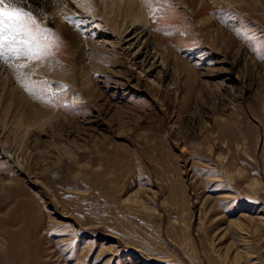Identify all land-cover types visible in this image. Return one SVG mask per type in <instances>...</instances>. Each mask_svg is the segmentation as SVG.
Returning a JSON list of instances; mask_svg holds the SVG:
<instances>
[{"label":"rangeland","instance_id":"1","mask_svg":"<svg viewBox=\"0 0 264 264\" xmlns=\"http://www.w3.org/2000/svg\"><path fill=\"white\" fill-rule=\"evenodd\" d=\"M142 1L116 49L101 10L65 19L95 61L26 5L58 39L0 59V264H264V0Z\"/></svg>","mask_w":264,"mask_h":264},{"label":"bare ground","instance_id":"2","mask_svg":"<svg viewBox=\"0 0 264 264\" xmlns=\"http://www.w3.org/2000/svg\"><path fill=\"white\" fill-rule=\"evenodd\" d=\"M27 4L29 5V7L31 9H34V11L37 13L38 17L42 20V22H44V23H47L48 21L51 22V24L58 31H60L61 34L67 36L70 39V42H72V44L74 46H76V47L78 46L77 50L81 51L80 55L83 54L84 44H86V45L89 44L92 48V54L91 53L90 54L92 56L93 61L102 60L103 58H105L103 53H102L104 51H102L99 48V45L98 46L96 45L97 41L90 40V39H84L73 28V25H70L69 23L66 22L65 19L68 18V16H70L71 14L73 16H75V15H81L82 16L83 15V16H87V17L89 16L91 18H94V17L98 16L97 10H101V12H103V14L106 16V19L109 20V22L107 23L108 24V27H107L108 30H107V32L104 33V35L107 37V39H109V40H107V41L105 40V41L108 43V46H110L111 49L112 48L116 49V47L120 46L119 44H120L121 40L124 38H125L124 39L125 41H129V39H132L135 37L137 39H139L142 36H144V34H146L148 32L147 31L148 30V18H147L148 9L145 8L146 6L144 7L142 0H28ZM124 23H125V25H124ZM91 24L94 28L95 26H97L96 24H100V23H99V21L95 22V19H94L91 22ZM82 26H83V24H82ZM139 26L141 27L140 29H139ZM84 40H86V43L85 42L81 43L82 50H80L79 43L83 42ZM144 41L146 43L148 41V39L145 37ZM131 44H132V42H130L125 47V48H127V51H125V52L128 55L129 54H132L133 56L137 55L139 53V50H138L139 48L130 52V50L132 49V48H130ZM142 46H144V45H142ZM63 63L64 62L59 57L53 58L52 60H49V62H46L45 63V64H47L46 66H49V65L54 66L53 69H49V76H47V78L52 79V80H58V79H55V77L59 78V77H65V76L72 75L73 74L72 67L71 68L66 67V66H64ZM133 64H134V62H133ZM81 80L83 81L82 83H84L85 86L88 85L87 84L88 80H86V76L82 77ZM60 81H62V82L55 83V84H53L52 87L55 89L66 88L67 82H65L63 80H60ZM88 86H90V85H88ZM85 89H87V88H85ZM7 94H8V99H5V96L0 95V102L2 103L1 108L3 107L2 110H6L7 109L6 107H8L11 104H13L14 106H17L19 104V106H20L21 98L19 96H17L14 89L9 90V92ZM73 97L75 99H77L78 94L74 93ZM83 99L84 98L81 97L80 100H76V101H83ZM10 107H12V105ZM34 108H33V111H34ZM13 109H14V107H13ZM12 111H10V112H12ZM39 112H37V113H39ZM3 114H5V113H3ZM10 114L11 113H8L7 115L9 116ZM9 117L12 118V116H9ZM17 117H18V114H17ZM19 118H21V116ZM22 120L24 122V119L21 118V121ZM17 124H19V123L17 122ZM16 126H18V125H16ZM29 126H30V124L27 123V124H25L23 129L27 130L29 128ZM1 150L3 153L6 154V157L13 164H15L18 167V170H20L21 173H23L22 171H24V174L27 176L28 179H31L33 177L29 174L30 172L29 173H27L28 171L26 172L25 168L21 164V161H20L21 158L20 157L18 158L16 156V154L13 152H11V154H7V151H5L4 148H1ZM13 183L7 182V184H13Z\"/></svg>","mask_w":264,"mask_h":264},{"label":"snow or ice","instance_id":"3","mask_svg":"<svg viewBox=\"0 0 264 264\" xmlns=\"http://www.w3.org/2000/svg\"><path fill=\"white\" fill-rule=\"evenodd\" d=\"M27 3L28 0H0V59L5 58L7 52L17 59L42 60L50 53L48 44L41 38L51 36L58 39L51 29L39 25L34 12L26 7ZM73 23L80 25L84 20ZM260 58L264 60V56ZM19 67L23 69L27 65L20 64ZM32 94L37 95L34 86Z\"/></svg>","mask_w":264,"mask_h":264}]
</instances>
